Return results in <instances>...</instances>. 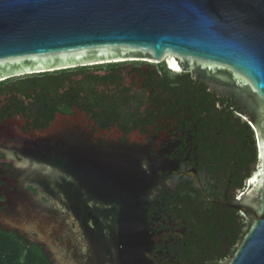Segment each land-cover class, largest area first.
Listing matches in <instances>:
<instances>
[{
	"label": "flooded vegetation",
	"instance_id": "af4514ba",
	"mask_svg": "<svg viewBox=\"0 0 264 264\" xmlns=\"http://www.w3.org/2000/svg\"><path fill=\"white\" fill-rule=\"evenodd\" d=\"M147 63L32 75L59 83L0 97L1 230L51 262L39 231L58 233V244L75 231H130L140 240L130 249L126 234L120 244L97 239L89 248L92 264H223L231 257L248 228V215L231 205L250 189L259 165L249 116L188 69L176 74L165 63ZM96 76L102 81H86ZM96 149L119 167L109 171L119 179L127 167L146 165L148 180L137 174L136 195L124 194L122 204L93 201L82 183L94 180ZM74 186L89 210L71 199ZM74 249L68 253L78 254Z\"/></svg>",
	"mask_w": 264,
	"mask_h": 264
},
{
	"label": "water",
	"instance_id": "95a60500",
	"mask_svg": "<svg viewBox=\"0 0 264 264\" xmlns=\"http://www.w3.org/2000/svg\"><path fill=\"white\" fill-rule=\"evenodd\" d=\"M137 61L165 63L176 74L188 69L195 80L219 98H233L248 114L259 165L250 189L231 205L248 215V228L223 264H264V0H0V83ZM93 153L94 180L82 183L93 201L122 204L124 194L127 200L137 194V174L144 184L148 180L146 165L127 167L128 175L119 179L109 173L119 167L111 166L101 150ZM75 187L68 189L71 199L89 210L88 199ZM65 233L66 240L58 244V233L38 232L37 241L48 248L53 264H92L89 248L97 239L120 244L126 234L130 249L140 244L130 231ZM72 247L78 254L68 253Z\"/></svg>",
	"mask_w": 264,
	"mask_h": 264
},
{
	"label": "trees",
	"instance_id": "16d2710c",
	"mask_svg": "<svg viewBox=\"0 0 264 264\" xmlns=\"http://www.w3.org/2000/svg\"><path fill=\"white\" fill-rule=\"evenodd\" d=\"M117 66V64H113ZM27 77V76H26ZM58 79V78H57ZM57 79H48L49 81L44 82L43 79H39L37 76H28L24 79H16L15 83L9 88L2 87L4 84L14 82L8 80V82L0 83V97L4 93H10L14 98L20 94L29 96L30 91L39 90L47 91L53 90L59 83ZM101 80L99 77H88L86 81ZM113 80V79H112ZM105 81V80H103ZM45 89V90H44ZM81 90V89H80ZM19 94V95H18ZM42 97V96H40ZM0 264H53L49 257L36 249L28 247L24 242L18 240L14 236L0 229Z\"/></svg>",
	"mask_w": 264,
	"mask_h": 264
},
{
	"label": "rangeland",
	"instance_id": "374dc122",
	"mask_svg": "<svg viewBox=\"0 0 264 264\" xmlns=\"http://www.w3.org/2000/svg\"><path fill=\"white\" fill-rule=\"evenodd\" d=\"M147 64H151L152 66H155V67H157V66H160V64H158V63H147ZM104 66H106V65H104ZM102 70H104V68L102 69ZM24 78H27V77H23V78H21V79H24ZM18 79H20V78H18ZM16 80V79H15ZM15 80H13L14 82H17V81H15ZM13 83V82H12Z\"/></svg>",
	"mask_w": 264,
	"mask_h": 264
}]
</instances>
